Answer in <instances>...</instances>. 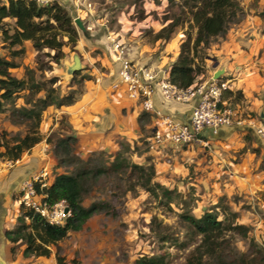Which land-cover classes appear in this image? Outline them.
I'll list each match as a JSON object with an SVG mask.
<instances>
[{
  "label": "rangeland",
  "instance_id": "rangeland-1",
  "mask_svg": "<svg viewBox=\"0 0 264 264\" xmlns=\"http://www.w3.org/2000/svg\"><path fill=\"white\" fill-rule=\"evenodd\" d=\"M77 2L74 9L65 8L78 31V41L75 46L63 47L64 56L60 60L53 57L55 50H28L25 45L23 54L12 56V50L20 46L10 48L3 42L0 31L3 42L0 49L7 59L18 64L10 68L12 75L25 79L27 69H31L47 90L54 86L59 101L67 102L68 96L73 97L69 104L54 103L42 111L39 132L43 139L19 158L32 155L39 160L35 161L36 171L26 178L46 168L51 183L60 173L75 174L86 167L95 170L103 165L109 167L118 153L147 171L153 167L154 175L148 187L129 172H111L91 178L83 193L84 206L94 203L106 206L81 230L70 231L69 236L59 242L63 264H134L142 255L164 251L169 252L167 264H187L201 237L191 232L182 214L200 217L205 212H213L223 221L221 253L228 264H241L244 255L258 262L264 257V136L257 132V128L264 125V49L255 56L257 61L254 62V65L260 64L261 69L249 71L246 79L232 85V90L223 95L221 106L231 108L234 113L231 127L219 131L218 136H211L207 145L156 146L152 142L156 119L141 111L142 101L131 98L125 87L119 85V65L109 53L107 37H117L125 46L127 57L141 65L170 68L171 60L165 58L163 52L169 39L173 37L171 42L175 44L171 48L179 45L180 53L181 44L188 37L192 43L196 37L197 28L189 8L184 6L183 0L171 3L168 0ZM89 3H92L90 8ZM240 4L239 16L226 33L198 48L196 63L204 72L197 77V83L208 80L213 70L236 65L238 61L236 67L241 72L240 66L246 62L240 64L241 60L237 61L234 54L244 53L250 43L264 33V0H240ZM87 7L91 15L83 11ZM77 17L83 20L85 31L75 24ZM175 19H179V24L170 38L158 39L162 29ZM63 39L68 40L66 36ZM74 54L80 56L82 68L71 75L67 67ZM190 54L194 55L193 50ZM158 59L163 64H157ZM234 75L233 71L224 70L220 77L231 86L236 80H232ZM53 77H57L55 84L50 81ZM46 89L36 96L45 97ZM29 95L28 90H23L15 101L3 103L1 143L11 145L14 136H24L29 131L28 122H14L11 117L15 106L27 105ZM118 99L122 108L117 106ZM114 106H117L115 111ZM110 110L112 114L107 119ZM114 123L115 130L124 133H111ZM67 136L76 138L70 150L72 156L58 165L56 144ZM0 150L5 148L0 147ZM19 159L0 158V170L7 172L17 166ZM165 190H170L171 196H166ZM19 210L21 212L20 207ZM154 218L157 221L154 222ZM156 222H161L160 229ZM160 230L174 241H161L157 233ZM205 259L209 264H217L216 256L206 255Z\"/></svg>",
  "mask_w": 264,
  "mask_h": 264
},
{
  "label": "trees",
  "instance_id": "trees-1",
  "mask_svg": "<svg viewBox=\"0 0 264 264\" xmlns=\"http://www.w3.org/2000/svg\"><path fill=\"white\" fill-rule=\"evenodd\" d=\"M170 3L174 0H168ZM184 6L189 8L192 15L193 25L197 28L196 37L191 43L188 37L180 47L177 59L170 67L169 77L172 83L179 88L185 89L198 82L197 77L204 72V68L196 63L195 56L199 47L207 46L211 39L226 33L231 23L235 22L241 10L240 0H183ZM16 19L13 29L5 21L6 18ZM179 24V19L172 20L157 38L168 39L175 26ZM13 30V32H11ZM0 31L2 32L3 42L13 48L17 45L18 49L12 50V56H19L25 52L24 41L30 40L35 49L42 50L49 48L55 50L54 58L60 60L64 56L63 47L71 44L75 46L78 41V31L73 24L72 17L68 10L58 2H51L47 5H39L34 0H9L4 4L0 0ZM68 38L65 41L63 38ZM173 38V37H172ZM193 50L194 55L190 54ZM18 64L12 59L0 56V112L4 110V102H13L18 93L28 90L26 104L21 107L15 106L12 110V120L14 122H28L29 131L24 136H14L13 143L0 142V158L6 157L11 160L21 158L23 152L32 148L43 138L39 132L42 120V111L49 105L69 104L73 97L68 96L67 102L59 101L54 86L48 90L42 82H39L31 69H27V78H18L11 74L10 68L17 67ZM52 84H55L57 77H53ZM46 89L45 97L36 95ZM147 114V113H146ZM264 126V125H263ZM3 135H5L3 133ZM74 136H67L60 139L55 148V155L58 158V165H63L70 158V150ZM113 172H129L130 175L136 174L142 185L148 187V181L154 175V168L147 171L144 167L129 162L122 154H116L109 167L104 165L95 169L88 167L80 169L75 174L60 173L56 175L45 189L50 203H55L62 199L69 204L72 216L62 225L50 224L44 217L35 213L33 210L26 209L20 205L21 212L17 218L18 224L12 230L5 232V237L14 243L12 252L15 254L17 245H25L23 255L49 257L53 250L56 254L58 264H63L64 257L61 256L59 242L69 236L70 231H79L85 223L97 212L102 211L106 204H92L85 207L83 204V193L86 185L91 178H97L102 174ZM166 196H171L170 190H165ZM108 205V204H107ZM185 222L192 233L199 234L200 243L196 246L187 264H209L205 259L206 255L216 256L217 264H228L221 253L224 244L223 234L225 226L217 214L205 212L200 217L191 214H182ZM157 218H154V222ZM160 229L161 222H156ZM161 241H174L170 235L157 232ZM169 252L164 251L155 255H142L138 257L134 264H167ZM256 259H247L242 256L241 264H264V257L258 262Z\"/></svg>",
  "mask_w": 264,
  "mask_h": 264
},
{
  "label": "built area",
  "instance_id": "built-area-1",
  "mask_svg": "<svg viewBox=\"0 0 264 264\" xmlns=\"http://www.w3.org/2000/svg\"><path fill=\"white\" fill-rule=\"evenodd\" d=\"M39 5H47L50 0H34ZM90 7V5H89ZM110 54L118 63L119 85L125 87L134 100H141L142 109L156 119L152 142L154 145H193L209 143L226 126L234 123V113L229 107H222L223 95L230 89L228 80L212 77L203 83L182 89L171 82L170 68L141 65L127 57L125 46L110 36ZM159 93L164 100L189 102L197 98L191 117L184 121L171 114H165L156 107L155 97ZM264 136V126L257 128ZM50 184L46 168L37 175L26 178L21 185L19 204L44 217L50 224L62 225L72 216L66 200L50 203L44 189Z\"/></svg>",
  "mask_w": 264,
  "mask_h": 264
},
{
  "label": "crops",
  "instance_id": "crops-1",
  "mask_svg": "<svg viewBox=\"0 0 264 264\" xmlns=\"http://www.w3.org/2000/svg\"><path fill=\"white\" fill-rule=\"evenodd\" d=\"M1 1L4 4H8V2H9V0H1ZM54 1L60 3L61 5H63L64 7L68 8V9H70V8L74 9L78 3L77 0H50V2H54ZM89 4H90V7H92V3H89ZM89 8L87 7L86 10H83V9H81V10L85 11L86 15H91L88 12V10H90ZM5 21L11 24L10 26L12 29L15 27V22H16L15 18L8 17L5 19ZM82 22H83V20H82ZM83 24H84V22H83ZM171 40H172V38L169 39V41H168L169 43H166V45L164 47L165 50L163 52L166 53L165 58H167L168 60L170 59L171 64H173V62L177 59L178 54H179L178 53L179 50H177L179 45L177 46V44H176V47L171 48L175 44V42L172 43ZM107 41H109L108 37H107ZM0 43L3 44L1 38H0ZM23 45H25L28 50H29V48L35 49L33 44H32V41H30V40L24 41ZM247 45H249V44H247ZM169 47L172 50L170 49V51H169ZM263 49H264V33H261L260 36L254 40V42L252 41L250 43L248 50H245L244 53L234 54V56H237V58H236L237 61L241 60L240 64L243 62L247 63V64L245 63L244 66H240V68L242 69L241 72L238 70L239 67H236L237 65H239L238 64L239 61L237 63L235 62L236 65H233V64L230 65L229 64L227 66H223L221 69H218V70L223 69L227 73L230 71L234 72L235 75L232 78V80L233 79H236V80L232 82L230 89H231V87H233L232 85L237 84L238 82H240V80L246 79L247 74L250 72H253L254 68L258 67V69H261L260 64H259V66L254 65V62L257 61L256 60L257 57L255 59V56L257 54H259L260 51ZM108 50L110 53V41H109ZM0 56L1 57L5 56L6 58H8L5 54V52L3 51V49H0ZM131 59H133V58H131ZM156 63L157 64H159V63L163 64V62L159 61V59L156 61ZM218 70H213L212 76H210L208 78V80H210L216 74V72ZM243 73H244V76L241 75ZM237 75H241V76L239 77ZM259 76H260V78L262 77L261 74H259ZM196 101H197V98H195L189 102L166 101L163 99V97L159 93H157L156 97H155V103H156V107L158 109H160L165 114H171V115H173V116H175L181 120H184V121L188 120L191 117L193 105L196 103ZM135 102H138V101H135ZM121 105H123V104H121L120 100L118 99L117 106L122 108ZM140 105H141V103H140ZM117 106H114L112 109L115 111L117 109ZM141 107H142V105H141ZM141 107H140V109H142ZM111 111L112 110H110V113L108 114L107 119H109V116L112 114ZM141 111H143V109ZM144 113L146 114V112H144ZM152 117H153V115H152ZM101 120L104 122H107L106 118L101 117ZM136 122H137V120H136ZM153 124H154V120H153ZM155 125H156V121H155ZM228 127H231V126H226L223 129L228 128ZM112 128L113 129H112L111 133L112 132L113 133H115V132L124 133V132L115 130V123L113 124ZM223 129H221V131ZM215 136H218V133ZM127 137L129 138L130 136L128 135ZM35 161L39 162L38 159H35L34 156L30 155L29 158L19 159L17 166H12V168L8 169L7 172H3V169L0 170V264H58L54 250L49 257H45V256L25 257L23 255L25 245L19 244V245H17V253L14 254L12 252V247L15 244L12 243L11 241H9L5 237V232L7 230H12L18 224L17 218L20 215L19 197H20V193H21V191H20L21 185H22L23 180L26 177L30 176L33 172L36 171V169H35L36 162ZM6 170H4V171H6Z\"/></svg>",
  "mask_w": 264,
  "mask_h": 264
},
{
  "label": "water",
  "instance_id": "water-1",
  "mask_svg": "<svg viewBox=\"0 0 264 264\" xmlns=\"http://www.w3.org/2000/svg\"><path fill=\"white\" fill-rule=\"evenodd\" d=\"M74 22L77 25V27L80 28L82 31L86 30V27L84 26L82 20L79 17L75 18ZM81 68H82L81 58L78 54H74L72 63L69 64L67 67V72L71 75H74V73L79 71ZM222 72H224V70H218L213 77L219 78Z\"/></svg>",
  "mask_w": 264,
  "mask_h": 264
}]
</instances>
